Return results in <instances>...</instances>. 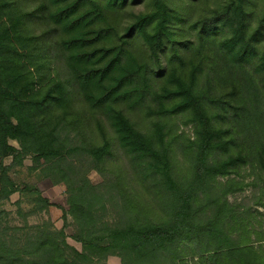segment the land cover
<instances>
[{"label": "trees", "instance_id": "trees-1", "mask_svg": "<svg viewBox=\"0 0 264 264\" xmlns=\"http://www.w3.org/2000/svg\"><path fill=\"white\" fill-rule=\"evenodd\" d=\"M259 207L264 0H0V264H264Z\"/></svg>", "mask_w": 264, "mask_h": 264}, {"label": "rangeland", "instance_id": "rangeland-1", "mask_svg": "<svg viewBox=\"0 0 264 264\" xmlns=\"http://www.w3.org/2000/svg\"><path fill=\"white\" fill-rule=\"evenodd\" d=\"M141 9L145 8L144 4H140ZM138 7V8H139ZM183 131L186 135H189L191 138L193 136V129L191 125H184L182 122H179V132ZM6 162H9L7 160ZM24 167L19 169V174L17 175V180H26L30 183L38 186L42 194L47 197L54 206H51L48 211L43 212L42 214L31 217L30 222H38L42 220L50 221L55 228L60 229L63 227L64 220L62 215L64 211L67 210V202H66V192L65 186L62 184H54L49 178L39 179L35 175H30L27 171V166L31 164L29 158L24 161ZM246 177V182L251 183L253 177L248 175V172L243 174ZM90 178L93 182L97 183L101 181V177L96 171H91ZM257 190L253 185H248L245 187V190L241 193H237L234 196L230 197V200H236L242 204L251 205L253 203V194L256 193ZM18 194H14L10 197V200L5 203L4 208L11 213L12 216L16 218L17 221L20 220V217L16 214V206L14 203L18 200ZM26 208V207H25ZM259 210L264 212L262 207H259ZM65 228L66 234L69 236L67 238L68 242L75 246L77 249H80V244L70 238L71 234L74 232V226L72 220L68 217ZM262 247L264 248V242L262 243ZM95 264H120V259L117 256H110L104 263H95Z\"/></svg>", "mask_w": 264, "mask_h": 264}]
</instances>
